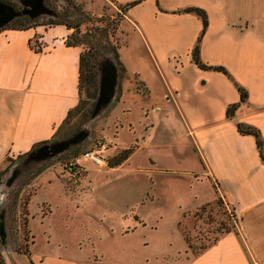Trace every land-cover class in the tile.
<instances>
[{
  "label": "crops",
  "instance_id": "crops-1",
  "mask_svg": "<svg viewBox=\"0 0 264 264\" xmlns=\"http://www.w3.org/2000/svg\"><path fill=\"white\" fill-rule=\"evenodd\" d=\"M116 1L123 5L137 1L125 9L134 35L118 50L119 63L127 75L140 81L147 98L154 100L151 111H159L155 104L158 100L170 103L181 123L175 140H187V155L171 153L172 159H168L178 166L176 174L180 175L173 177L174 182L179 189L187 181L188 190L192 179L208 182L211 197L202 200L201 205L217 199L232 217V227L211 244L194 255L178 252L181 254L173 256L171 264H264V163L254 137L236 129V123L252 126L264 139V0ZM187 7L205 13L206 26L201 35V20L182 11ZM69 30L61 24L0 29V253L4 264H123L111 260L121 256L122 250L115 249L111 254L92 242L80 244L84 239H95V234L75 235L78 238L74 246L64 242L56 254L32 252L31 233L28 252L23 253L9 234L8 191L16 182L9 164L40 150V142L48 143L78 103L80 48L65 43ZM34 35L41 44L38 52L28 45ZM199 35L200 62L220 66L228 76L198 68L192 62L190 52ZM150 84H159L161 90L155 95ZM236 85L245 90L246 98L227 118L226 107L239 99ZM111 86L108 91L113 97L115 87ZM98 92L100 95L101 89ZM127 95L122 90L116 102L121 103V112L128 108V115L134 106L143 109L144 104L135 95L129 94L128 104L123 99ZM145 128H149L145 135L150 140L138 143L133 134L131 142L120 148L125 150L132 142L135 147L118 165L131 161L144 149L165 145L164 135L172 127L163 129L160 140H155L153 124ZM156 156L146 152L140 160L150 167L159 162ZM146 167L142 166L141 171ZM75 226L63 224L65 230H86L81 224ZM107 231L110 236L116 229L108 226ZM43 236L48 242L50 235L44 231ZM103 236L97 239L104 245L102 240L110 238Z\"/></svg>",
  "mask_w": 264,
  "mask_h": 264
},
{
  "label": "rangeland",
  "instance_id": "rangeland-1",
  "mask_svg": "<svg viewBox=\"0 0 264 264\" xmlns=\"http://www.w3.org/2000/svg\"><path fill=\"white\" fill-rule=\"evenodd\" d=\"M1 1L21 9L19 0ZM43 5L47 13L33 19L18 17L7 26L47 27L66 23L73 34L72 40L67 41L76 42L87 57L93 66V79L81 80L78 103L54 137L41 145L40 150L19 156L9 164L15 165L9 168L16 176L15 185L8 191L9 234L15 247L28 252L31 233L32 252L56 254L61 252L62 243L72 247L78 238L75 235L86 232L96 237L84 239L80 244L92 242L111 254L122 250L121 256H113L111 260L123 264H171L173 256L181 254L178 252L196 254L232 227V217L217 199L201 205L202 200L211 197L208 182L191 178L190 190L187 181L179 189L174 182L173 177L180 175L176 174L178 166L168 159H172L171 153L187 155V140H175L181 132V123L170 103L158 100L155 104L159 111H151L154 100L147 98L140 81L127 75L118 61V50L128 45L134 35L125 6L116 0H43ZM110 83L115 87L113 97L108 91ZM150 88L155 95L161 90L159 84H150ZM122 90L128 94L123 96L128 104H131L129 94L135 95L144 104L143 109L134 106L128 115L125 113L128 108L121 112V103L116 102ZM149 124L155 127V140L162 139L163 129L172 127L164 135L167 143L137 152L131 161L118 165L119 158L135 147L132 142L127 150L120 148L133 134L138 143L150 140L145 135L149 129L145 125ZM97 138L113 147L106 165L85 163L84 171L77 177L67 175L62 169L67 157L88 148ZM146 152L157 155V165L143 164L145 161L140 159ZM109 165L112 170H107ZM142 166H147L145 171H141ZM79 208L84 210L78 211ZM63 224H81L86 230H65ZM108 226L116 229L110 236L106 235ZM44 231L50 235L46 243ZM99 235L110 239L102 240L103 245L97 239ZM0 259L4 264L1 253Z\"/></svg>",
  "mask_w": 264,
  "mask_h": 264
},
{
  "label": "trees",
  "instance_id": "trees-1",
  "mask_svg": "<svg viewBox=\"0 0 264 264\" xmlns=\"http://www.w3.org/2000/svg\"><path fill=\"white\" fill-rule=\"evenodd\" d=\"M0 2L5 4V2H3L1 0H0ZM136 2L137 1H133L131 3L125 4L124 5L125 9H126V7L131 6V5L135 4ZM182 11L183 12H191V13L195 14L198 18H200L201 24H202V28H201V32H200V35H201V33L204 31V28L206 26L205 13L201 9L195 8V7H187V8H184ZM57 24H61V25L65 26V28H67V29L70 28L69 25H67L66 23H61V22L60 23H54L53 25H57ZM31 26H34V25H29V26H24V27H11V28L26 29V28H29ZM42 26H45V25H42ZM6 27H10V26H7V23H6L0 29L6 28ZM200 35L197 37L196 43L194 44V46L192 47L191 52H190L192 62L198 68L220 71L223 74L228 76L227 72L222 67H220V66H205L200 62V60L198 58V45H197L199 38H200ZM35 37H36V35H34L30 39H28V45L30 46V48L32 50L38 52L40 50L41 44H40V42H37ZM69 38H70V40H72V38H73L72 33H70L66 38L65 43L67 45L78 46V44L76 42H72V43L68 42L67 40ZM88 62L89 61H88L87 57H85V55L82 52H80V54H79V71H78V89H79V84H80L82 79H85L87 77L89 80L93 79V73H92L93 66L90 64V62L89 63ZM236 90L238 92V98L239 99H238V102L232 103L226 107L225 117H227V118H230L232 116L234 110L238 106V103L243 102L246 98V92L242 87L236 85ZM70 111H68L67 116L69 115ZM236 129H237L238 133H240V134H249V135H252L254 137L255 146H256V149L258 151L259 158L264 163V139L259 135L258 131L254 127L249 126V125H244L242 123H236ZM45 143H47V141L40 142L39 144L42 145ZM125 157H126V155H122V157L119 158V155H118V157L116 159L119 158V162H121V160L124 159ZM109 167H112V166L109 165ZM0 264H2L1 259H0Z\"/></svg>",
  "mask_w": 264,
  "mask_h": 264
},
{
  "label": "built area",
  "instance_id": "built-area-1",
  "mask_svg": "<svg viewBox=\"0 0 264 264\" xmlns=\"http://www.w3.org/2000/svg\"><path fill=\"white\" fill-rule=\"evenodd\" d=\"M112 146L102 138L94 139L91 146L78 153L70 155L62 164V169L70 177H77L84 171V164L103 167L111 156Z\"/></svg>",
  "mask_w": 264,
  "mask_h": 264
},
{
  "label": "water",
  "instance_id": "water-1",
  "mask_svg": "<svg viewBox=\"0 0 264 264\" xmlns=\"http://www.w3.org/2000/svg\"><path fill=\"white\" fill-rule=\"evenodd\" d=\"M21 5L20 10L12 8L8 4L0 2V28L12 19L18 17H28L33 19L39 14L47 13L46 7L43 5V0H33L30 4V0H19Z\"/></svg>",
  "mask_w": 264,
  "mask_h": 264
}]
</instances>
